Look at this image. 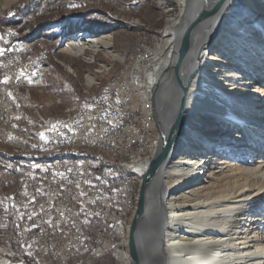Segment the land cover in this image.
Returning a JSON list of instances; mask_svg holds the SVG:
<instances>
[{
  "label": "bare ground",
  "instance_id": "obj_1",
  "mask_svg": "<svg viewBox=\"0 0 264 264\" xmlns=\"http://www.w3.org/2000/svg\"><path fill=\"white\" fill-rule=\"evenodd\" d=\"M11 1L0 0V3L6 5ZM207 1L208 4L206 0H180L179 17L168 19L166 28L156 39L160 43L150 42L151 45L135 50L139 51V63H134L132 68L136 74L132 79L135 94L130 97L135 105V118L120 113L118 100L114 105L110 92L102 95L99 103L111 108L104 115L116 114L117 119L113 122L122 121L124 129L143 122L139 107L152 111V135L157 147L160 140L155 111L160 113L158 121L166 134L172 131L176 114H179L180 126L170 155L158 177L149 183L147 215L138 224L140 264H264V212L261 211L264 210V0H226L220 10L214 5L217 0ZM158 4L165 5L163 0ZM210 7L211 16L205 18L203 10L208 11ZM187 27L192 31L187 56L183 64L177 65L178 50ZM112 33L113 30L104 33L107 37L100 38L104 34L91 36L92 33L84 30L83 43L78 42L76 33L68 35L63 50L72 52L75 57L82 56V59L99 49L112 56ZM85 49L86 58L83 56ZM2 57L0 54V59ZM33 66L30 61L19 70L27 73ZM39 70L45 80L49 72L44 63ZM179 70L181 82L195 71L186 84L183 99L174 79ZM85 71L82 79L77 67L70 69L74 80L80 83L76 85L78 89L80 85L98 81L97 75H93L96 69L86 68ZM23 78V74H19L18 81ZM30 78L32 85L34 79L41 80ZM25 83L31 84L29 77ZM49 100L47 104L53 101L51 97ZM10 106L8 102L2 103L0 117V137L9 139L13 136L11 128L4 129L2 125L5 121V124L9 123L13 114ZM89 113L86 105V115ZM3 117L6 119L2 120ZM101 118L102 109H99L95 123L96 119L102 122ZM38 125L40 128L49 125L54 129L56 126L47 121ZM25 139L27 144L34 142L30 141L31 136ZM84 153L88 152L85 150ZM72 155L71 165L77 163L79 171H87L88 157ZM20 157L9 154V158ZM152 160L136 164L125 160L123 164L133 167L142 178ZM4 166L0 164V169L8 179L21 176V185H28L36 174L32 166H26L25 173L18 174L17 167L6 166L9 170L5 171ZM131 176L133 174L125 177L129 184L133 183ZM0 201L6 203L7 212L15 209L22 221L30 216L21 214L23 210L20 212L21 202L32 204L28 197L20 200L19 196H0ZM64 205L65 200H62L60 206ZM8 225L24 236L23 255L41 263L37 256L38 242H42L38 234L20 220L18 229L12 219ZM120 230H124L120 233L121 243L130 244L132 224L120 222ZM6 248L12 250V243H7ZM0 252H3L1 248ZM119 258L123 259V264H132L130 250L122 252L119 249ZM0 264L13 263L0 259Z\"/></svg>",
  "mask_w": 264,
  "mask_h": 264
},
{
  "label": "rangeland",
  "instance_id": "obj_2",
  "mask_svg": "<svg viewBox=\"0 0 264 264\" xmlns=\"http://www.w3.org/2000/svg\"><path fill=\"white\" fill-rule=\"evenodd\" d=\"M122 1L117 0L116 3L115 0H12L6 5L0 3V54L3 55L0 59V117L3 110L2 103L8 102L13 108V110L11 108L13 114L8 119L9 123L5 124V121L2 125L4 129L11 128L13 136L11 139L0 137V164H5V171H7L6 166L17 167L16 174L25 173L26 166L43 167L44 171L50 170L51 167L65 169L70 173L78 171L70 162L73 155L62 156L61 154V151L73 150L72 138H63L60 150H54V157L48 159L45 155L48 154L49 142H42V128L38 124L47 121V124L58 126L60 122L66 120V125H73L74 120L84 119L86 105L100 103L101 96L111 87H114V96H123V89H130L128 72L130 68H134V63H139V51L135 50L142 44L157 39L158 34L166 28L168 19L177 18L180 14V0H163L165 4L163 7L158 4L159 0ZM84 30L92 33L91 36L113 30V55L110 56L99 49L93 50L94 53H88L90 56L86 58L85 49L83 56L86 59H82V56L75 57L72 52H65L63 46L67 43L65 42L67 36L76 33L78 42L83 43L81 36ZM102 37L107 36L104 34L100 38ZM127 58L130 59L129 63ZM80 60L91 67L83 65ZM30 61L34 63L32 70L21 73L19 68H24ZM43 63L49 72L45 75L46 81L42 79L39 70ZM74 67L78 68L82 79L86 68L90 71L96 69L93 75H97V83L83 87L80 85L78 89L76 85L80 83L75 81L76 78L70 73V69ZM19 74H23L24 78L18 81ZM31 76L41 80L34 79V85H32ZM28 77L31 84L25 83ZM24 83L26 85H23ZM10 90L14 91L7 92ZM49 97L53 101L47 104L50 101ZM118 107L120 113H127L125 101H118ZM99 109L102 107L94 109V124H102L100 119H96L95 123ZM5 119L6 117L2 118V120ZM144 120L146 128L154 127L152 111L144 112ZM33 126L37 129L35 130ZM96 135L99 136V133ZM22 136L24 139L26 136H31L30 141H34L32 145L22 143ZM84 137L89 138L86 135ZM115 143L112 142L113 145ZM75 144H82V137H75ZM156 149L157 147L137 149L136 156H132V164L146 160L150 162ZM85 150L87 154L98 152V156H107V163L100 158L81 154L88 157L85 167L89 168L92 176L90 179L77 176L73 182L79 185L78 187H82L83 184L88 187L86 197L89 199L79 201V209L89 208L92 211V215L88 214L84 219V231L81 234L89 238V246H93L97 240L101 245L109 241L118 243L122 252H128L130 244L123 243V245L119 234L111 225L114 221H121L131 226L138 206L142 178L131 176L133 183L126 182V185L131 186L124 188L121 178L125 180V177L133 173L127 170L119 171V165L125 160H130V157L111 156V149H100V143L85 145ZM9 154L23 155V159L9 158ZM35 154L37 158L30 157ZM113 177L117 178L119 183L115 186L116 193L112 189L109 190V183H112ZM7 179L6 174L0 169V196H19L20 187L18 186H21V176H10L8 181ZM71 192L82 194L76 186L71 189ZM104 194L107 196L104 197ZM116 196L119 197L117 202ZM102 197L103 200H101ZM37 202L43 203L44 200L38 199ZM96 205H101L104 209ZM6 209V203H0V248L3 251L0 252V259L10 260L13 264H38L33 258L23 255L21 248L24 244V236L8 225V221L12 219L15 228H19V213L15 209L10 212ZM261 211L264 212L263 209ZM45 213L59 216L58 211L53 208H48ZM36 222L34 217L33 223ZM71 224H67L64 229L69 232V235L75 230L74 224ZM56 231L55 238H51L56 241H59L57 238L65 239L64 231H58V229ZM10 242L13 246L12 250L6 248L7 243ZM107 245L110 247L109 244ZM77 252L80 253L79 258L55 261V264H73L93 254L92 247L83 252L77 247ZM98 257L91 261V264H123V259L115 256L112 248ZM100 259L102 260L99 261ZM87 260L85 259L82 264H85ZM45 261L48 262L43 259V263Z\"/></svg>",
  "mask_w": 264,
  "mask_h": 264
},
{
  "label": "built area",
  "instance_id": "obj_3",
  "mask_svg": "<svg viewBox=\"0 0 264 264\" xmlns=\"http://www.w3.org/2000/svg\"><path fill=\"white\" fill-rule=\"evenodd\" d=\"M170 14V12H167ZM153 43L159 44L160 42L156 39L151 41ZM151 43L142 44L139 48L144 46H149ZM128 77L130 79V89H123V97L114 96V90H107L110 92L111 102L116 105V100L125 101L127 103V114L135 118L134 114L135 105L131 101L130 97L134 96L135 89L133 88L134 82L132 79H135V72L130 68L128 72ZM127 77V78H128ZM35 78V77H34ZM107 95V94H104ZM88 104L90 113L85 115L82 120H74L73 125H66V120H63L56 126V129H49V125H42V142H49L48 154L45 156L50 159L54 157V150H60V144L63 142V138H72L73 141V150L61 151L62 156H68V154H82L84 153V146L92 143H100L101 148H110L111 156L120 155L130 157V163H132V156H136L137 149H147L149 147H157V142L154 140L152 135V128H146L145 120L138 123V125L129 126L128 129H124L121 126L122 121L113 122V119H117L116 114L104 115L105 112H110L111 108L103 107L99 103ZM95 107H102V124H94V109ZM144 110L139 107L138 113L144 116ZM130 131V132H129ZM136 131H140L139 134ZM99 133V136L96 134ZM89 138H85L84 136ZM75 137H82V144H75ZM112 142H116L115 145ZM22 143H29L22 136ZM39 145L42 143H38ZM86 154V153H85ZM93 158H100L101 161L107 163V156H98V152L95 154H87ZM32 158H37V155L30 156ZM23 159V155L21 157ZM78 169L75 173H70L68 170H60L58 167H51L50 170L44 171L43 167H35L33 170L36 171V174L33 176L28 185H21L19 198H27L28 201L32 204L26 205L23 202L20 203V212L21 214L30 215L24 221L23 225L28 224L32 230L38 234L39 239L42 242H38L37 245V256H39L41 263H39L35 258L33 259L38 262V264H55V261H69L73 258H79L77 252V247L83 252L88 248L92 247V253L87 255L86 258L81 259L79 262L73 264H82L85 259H88L86 262L91 264V261L98 259L99 255H103L106 251H109L110 248L114 250L115 256L119 258V244L114 242L104 243L101 245L99 241H95L93 246H89L87 236H83L81 232L84 231V223L87 215H92V211L89 208L79 209V201H88L87 190L88 187L83 184L82 187L74 184L75 177L80 176V178H92L90 175V170L87 167V171H79L78 165H72ZM9 170V168H7ZM120 170H127L133 173V176L140 175L136 172L133 167H127L125 164L119 165ZM60 173V174H59ZM48 178L47 180H45ZM124 182V188H128L131 185H126V180L121 178ZM119 184L117 178H112V183H109L110 189L117 192L115 186ZM76 186V189L82 194H75L71 192V189ZM107 196L106 194L103 195ZM78 197V199H76ZM41 200L44 202L38 203L37 201ZM65 200L64 207L60 206V202ZM103 200V197L101 198ZM119 197H115L117 202ZM36 202V203H35ZM98 208L104 209L101 205H96ZM48 208L56 209L59 213V216H52L51 214H46L45 211ZM45 213V214H44ZM76 218H75V217ZM20 221L22 216H20ZM37 221L33 223V219ZM42 219V220H40ZM41 222V223H40ZM70 222V223H68ZM120 222L114 221L112 223L113 230L119 234L124 232L120 230ZM72 223V224H71ZM71 224L75 226V230L69 235L67 231H64L65 226ZM58 231H64L66 234L65 239L59 241L54 240L51 237L55 238V235ZM55 230V231H54ZM74 233V234H73ZM46 237V239H45ZM110 247H108V245ZM46 256H49L46 258ZM98 257V258H97ZM43 259L48 260V262L43 263ZM100 259L99 261H101ZM85 262V264H87ZM72 264V263H71Z\"/></svg>",
  "mask_w": 264,
  "mask_h": 264
},
{
  "label": "water",
  "instance_id": "obj_4",
  "mask_svg": "<svg viewBox=\"0 0 264 264\" xmlns=\"http://www.w3.org/2000/svg\"><path fill=\"white\" fill-rule=\"evenodd\" d=\"M225 1L226 0H217V2L214 5L215 7H217V9L220 10L222 4ZM206 4H208L207 0H206ZM210 9H212V7L208 8V11L206 9L203 10V12L206 13L205 18H208L211 16ZM191 33L192 31L189 29V27H187L185 29V33L183 34L184 39L178 50L179 59L177 60V65L183 64L182 61H184L187 56V52H188L187 50H188V45L190 43ZM194 72L195 71H191L189 76L185 78L184 82L180 81L182 79V74L180 70L176 74V78L174 77V79L176 80V86L181 90V93H182L180 97L181 99L184 98L186 84L190 81V79L194 75ZM180 105L182 104L179 101V106ZM155 113H156V126H157V131L159 134L160 145H158L157 147L156 153L154 155V158L151 164L149 165L148 171L144 174V176H142V185L140 189L138 206H137V210H136L135 216L132 221V230L130 234V239H131L130 240V253H131L132 264L141 263L139 253H138V247H137V238H138L137 232H138V229H140V227L138 228L139 221L141 219H145L147 215L146 199H147V194H148L147 190H148L149 183H151L152 180H155L158 177L160 171L163 169V163L167 160V158L170 155V149H171L172 143L177 136L178 127L180 126L179 114L178 115L176 114V117L173 122L174 126L172 128V131L169 134H166V131L163 130L161 123L158 121L159 120L158 117L160 113L156 111Z\"/></svg>",
  "mask_w": 264,
  "mask_h": 264
},
{
  "label": "trees",
  "instance_id": "obj_5",
  "mask_svg": "<svg viewBox=\"0 0 264 264\" xmlns=\"http://www.w3.org/2000/svg\"><path fill=\"white\" fill-rule=\"evenodd\" d=\"M129 62H130V59L127 58V63H129ZM19 251H20V250H19Z\"/></svg>",
  "mask_w": 264,
  "mask_h": 264
}]
</instances>
